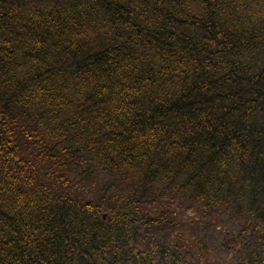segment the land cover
<instances>
[{
	"label": "trees",
	"instance_id": "trees-1",
	"mask_svg": "<svg viewBox=\"0 0 264 264\" xmlns=\"http://www.w3.org/2000/svg\"><path fill=\"white\" fill-rule=\"evenodd\" d=\"M0 264H264V0H0Z\"/></svg>",
	"mask_w": 264,
	"mask_h": 264
},
{
	"label": "water",
	"instance_id": "water-1",
	"mask_svg": "<svg viewBox=\"0 0 264 264\" xmlns=\"http://www.w3.org/2000/svg\"><path fill=\"white\" fill-rule=\"evenodd\" d=\"M103 217H105V215Z\"/></svg>",
	"mask_w": 264,
	"mask_h": 264
}]
</instances>
